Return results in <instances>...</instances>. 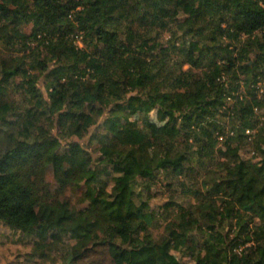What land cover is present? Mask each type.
Returning a JSON list of instances; mask_svg holds the SVG:
<instances>
[{
    "label": "trees",
    "instance_id": "trees-1",
    "mask_svg": "<svg viewBox=\"0 0 264 264\" xmlns=\"http://www.w3.org/2000/svg\"><path fill=\"white\" fill-rule=\"evenodd\" d=\"M151 108L168 116L158 131ZM72 136L88 137L99 151L92 176L112 185L85 192L101 231L2 169L28 144L63 172L60 144ZM256 141L264 0H0V224L35 236L32 258L264 264ZM82 151L74 161L86 167ZM159 192L168 198L153 205ZM41 230L58 233L44 240Z\"/></svg>",
    "mask_w": 264,
    "mask_h": 264
},
{
    "label": "rangeland",
    "instance_id": "rangeland-1",
    "mask_svg": "<svg viewBox=\"0 0 264 264\" xmlns=\"http://www.w3.org/2000/svg\"><path fill=\"white\" fill-rule=\"evenodd\" d=\"M189 67L185 64V68ZM42 85V84H41ZM43 87V85H42ZM144 113V112H143ZM143 113L138 111L130 113L133 119H140ZM147 124L152 126L154 131L168 120V116L158 108L146 110ZM144 117V116H142ZM263 147L261 142H255V147ZM77 147L83 149L82 153L89 156L90 163L86 167L78 166L74 161V152ZM256 147V148H257ZM60 150L64 154L66 162L63 172L57 173L51 165H43L34 147L24 144L17 149L15 154L9 157L3 164L2 169L13 174L16 180L26 185L35 187L39 200L48 199L54 202L66 203L74 216L81 213L85 215L86 223L94 228L102 230L103 218L95 207L86 198L85 192L88 187L97 190L110 192L112 185L102 186L96 182L95 158L99 151L93 144L88 143V137L62 139ZM166 192H159L151 201L153 205H159L166 201ZM41 237L44 240L56 238L58 232L54 230H41ZM156 234L161 233V229L155 230ZM35 238L34 235H30ZM29 236L22 237L8 227L0 224V264H62L61 260L54 261L53 257L32 258L33 241ZM91 244V234H86L79 241L81 247ZM187 264L192 263L191 259H185Z\"/></svg>",
    "mask_w": 264,
    "mask_h": 264
},
{
    "label": "built area",
    "instance_id": "built-area-1",
    "mask_svg": "<svg viewBox=\"0 0 264 264\" xmlns=\"http://www.w3.org/2000/svg\"><path fill=\"white\" fill-rule=\"evenodd\" d=\"M248 132L251 131L250 129L247 130Z\"/></svg>",
    "mask_w": 264,
    "mask_h": 264
}]
</instances>
